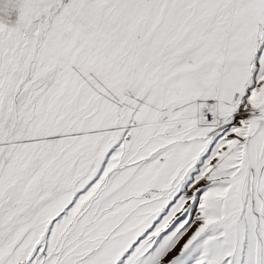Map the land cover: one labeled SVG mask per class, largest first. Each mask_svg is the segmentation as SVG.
<instances>
[{
    "label": "snow or ice",
    "instance_id": "6c2138e0",
    "mask_svg": "<svg viewBox=\"0 0 264 264\" xmlns=\"http://www.w3.org/2000/svg\"><path fill=\"white\" fill-rule=\"evenodd\" d=\"M0 264H264V0H0Z\"/></svg>",
    "mask_w": 264,
    "mask_h": 264
}]
</instances>
